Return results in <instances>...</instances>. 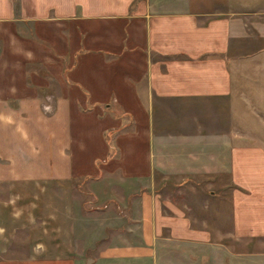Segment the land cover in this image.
<instances>
[{
	"label": "crops",
	"instance_id": "crops-1",
	"mask_svg": "<svg viewBox=\"0 0 264 264\" xmlns=\"http://www.w3.org/2000/svg\"><path fill=\"white\" fill-rule=\"evenodd\" d=\"M240 6L0 0V264H160L183 245L264 237L251 135L264 125V0ZM212 99L231 123L243 108L246 133L158 139L163 103ZM159 171L187 188L208 178L194 197L208 204L163 197Z\"/></svg>",
	"mask_w": 264,
	"mask_h": 264
},
{
	"label": "rangeland",
	"instance_id": "rangeland-1",
	"mask_svg": "<svg viewBox=\"0 0 264 264\" xmlns=\"http://www.w3.org/2000/svg\"><path fill=\"white\" fill-rule=\"evenodd\" d=\"M250 0H237L239 6L246 9V3ZM262 0H253L254 4H260ZM252 3V2H250ZM241 7V6H240ZM251 8V6H250ZM259 34V32H258ZM256 47V46H255ZM164 107L158 115L159 121L155 125L156 135L158 139L166 143L180 142V138L203 139L207 144L221 138V134L232 130V127H239L240 133H246V127L242 122H245V112H242L240 106L237 111L239 119L237 122H230L231 107L227 105L225 100H194L184 103H163ZM223 107V108H222ZM245 110V109H244ZM253 120L263 117V113L259 110L252 112ZM233 118V117H232ZM253 142L264 145V125L259 123L253 126L251 132ZM247 140L239 139V144H244ZM256 141V142H255ZM166 172L155 173V184H158L157 190L165 198L172 196L178 197L179 202L198 205L207 203L208 201L199 200V196L194 198L197 193L200 195L207 192L208 180L197 178L193 179L194 184H198V188H187L182 183L171 181ZM195 178V177H194ZM201 181H197V180ZM199 182V183H198ZM81 181H79L80 185ZM180 186V187H178ZM86 193V192H84ZM89 196L79 193L80 209L87 210L95 207V204L87 205ZM81 200V201H80ZM199 202V203H198ZM211 203V202H209ZM216 239L215 244L206 245H183L186 253L180 254L179 258L163 257L160 264H264V237L256 238H233L222 237L219 241Z\"/></svg>",
	"mask_w": 264,
	"mask_h": 264
}]
</instances>
